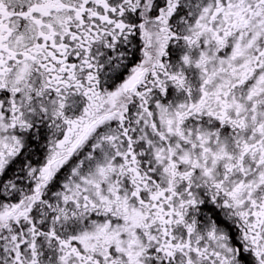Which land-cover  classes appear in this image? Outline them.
Here are the masks:
<instances>
[{
	"label": "snow or ice",
	"instance_id": "snow-or-ice-1",
	"mask_svg": "<svg viewBox=\"0 0 264 264\" xmlns=\"http://www.w3.org/2000/svg\"><path fill=\"white\" fill-rule=\"evenodd\" d=\"M0 264H264V0H0Z\"/></svg>",
	"mask_w": 264,
	"mask_h": 264
}]
</instances>
